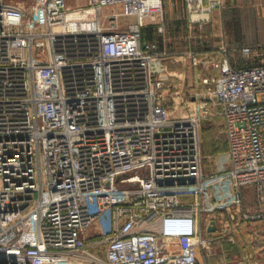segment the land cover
I'll list each match as a JSON object with an SVG mask.
<instances>
[{
  "label": "built area",
  "instance_id": "2783aa9c",
  "mask_svg": "<svg viewBox=\"0 0 264 264\" xmlns=\"http://www.w3.org/2000/svg\"><path fill=\"white\" fill-rule=\"evenodd\" d=\"M184 4L193 40L224 5ZM149 23L165 34L163 0H31L27 11L0 0V264H198L264 220V50L174 55L164 38L143 40ZM163 61L206 71L192 115H167L180 77L157 74ZM212 118L228 150L207 174Z\"/></svg>",
  "mask_w": 264,
  "mask_h": 264
},
{
  "label": "crops",
  "instance_id": "0c3cea01",
  "mask_svg": "<svg viewBox=\"0 0 264 264\" xmlns=\"http://www.w3.org/2000/svg\"><path fill=\"white\" fill-rule=\"evenodd\" d=\"M223 7L217 10L212 18V22L207 26L206 30L210 33L209 37H206L205 42L208 41L212 48H217L221 42H224L229 48H238L241 46V42L238 39H230L226 41L223 36H240L244 35L242 32V25H239V20L245 19L249 21H257L264 19V0H222ZM7 2L15 7L21 8L25 11L31 5V0H7ZM165 7V29L164 35L157 30L156 23H149L145 30V36L147 42H153L158 44L160 47L162 45L163 38L167 40L168 48L171 52L184 51L187 47H182L183 40L187 42L186 35L189 33L188 27V17L184 4V0H163ZM263 6H262V5ZM252 10L249 11V9ZM261 8V9H260ZM247 9V11L245 10ZM263 13V14H262ZM222 36V37H220ZM201 38V37H200ZM196 36L195 41L190 42L189 46H197L198 40ZM221 38V39H216ZM203 41V40H202ZM195 48V47H194ZM155 69L158 73H161V69L158 70V65H155ZM226 153V152H225ZM224 192H227L226 186L224 187ZM250 194H253L252 199ZM244 195V210H256L257 209V197L255 195L254 189L247 188L243 191ZM253 200V202L251 201ZM252 205V206H250ZM264 220L252 223L251 225L261 224ZM100 226H104L102 223ZM95 229V227H94ZM249 229V224H245L240 231L241 237L239 236L237 240L241 243L237 250V257L234 259L231 253L234 246L226 244V253L224 254L228 264H237L239 261L248 259L251 264L260 262L264 264V239L259 234L257 237L251 235ZM247 237V239H245ZM248 252H245L246 248H249ZM231 249V250H230ZM198 264H218L217 257L213 256L208 261L206 260L205 253L203 251L199 254Z\"/></svg>",
  "mask_w": 264,
  "mask_h": 264
},
{
  "label": "rangeland",
  "instance_id": "374dc122",
  "mask_svg": "<svg viewBox=\"0 0 264 264\" xmlns=\"http://www.w3.org/2000/svg\"><path fill=\"white\" fill-rule=\"evenodd\" d=\"M88 0H67V3L71 8L84 7L87 5ZM262 5V4H261ZM264 5V3H263ZM262 5V6H263ZM261 9V8H260ZM247 11V9H245ZM252 8L249 9V11ZM120 8L114 7L105 10V14H109L112 12H119ZM263 14V13H262ZM239 25H242V32L244 31V35L240 36H223L226 41L230 39H238L241 41V46L243 45H251L254 46L257 50H264V19L257 21H249V20H239ZM134 18H122L120 20L121 26L123 28L127 27V24L134 23ZM207 37L210 35L207 30L204 32ZM189 36L186 35L187 42L183 40L182 47H185L190 42H193V39H189ZM222 37V36H220ZM206 39V36L204 37ZM221 39V38H216ZM184 51H178L179 54H184ZM158 65V70L164 73L167 72H176V75L179 76V80H177L176 89H174L171 97L170 104L171 106H175L176 108H171V112H168L167 115L173 118L190 116L194 112V105L190 100V96L198 91V84L200 83V75H206V71L201 68H193L189 62L184 63H171L170 61H163L156 63ZM156 67V66H155ZM156 70V69H155ZM201 140H202V153H203V168L204 172L209 174L220 167L221 157L225 154L226 150V136L224 132V124L223 121L219 118H212L209 120L203 121L201 124ZM253 194H250V198L252 199ZM253 202V200H251ZM252 206V205H250ZM101 223L104 225L100 227ZM102 228L103 233L107 230V223L104 220H100L95 229H92V232L95 234L98 233L97 230ZM247 231L251 232L253 236L255 232L261 234L264 239V222L261 224L251 225L249 224V229ZM99 234V233H98ZM241 237V234H239ZM238 236V237H239ZM247 239V237H245ZM226 241V240H225ZM264 241V240H263ZM236 244H231L229 242L219 244L218 246H214L212 250V255L218 256L220 254H225L226 244L236 245L231 250L234 255L233 258L237 257V250L240 247L241 243L236 240ZM238 247V248H237ZM248 249H251V245L249 244V248L245 249V252H248ZM216 256V257H217Z\"/></svg>",
  "mask_w": 264,
  "mask_h": 264
},
{
  "label": "trees",
  "instance_id": "16d2710c",
  "mask_svg": "<svg viewBox=\"0 0 264 264\" xmlns=\"http://www.w3.org/2000/svg\"><path fill=\"white\" fill-rule=\"evenodd\" d=\"M145 30H146V28H144L143 29V40L144 41H147L146 40V36H145ZM196 36L198 37V38H200L201 36H202V38H200V40H198L199 42H198V45L196 46H191L196 52H208V51H214L215 49H216V47L215 48H212L211 47V45H210V43L208 42V41H204V40H206V39H204V37L206 36L207 37V35H205L204 33L201 35L200 33H196ZM203 40V41H202ZM195 41V40H194ZM239 42H241V41H239ZM245 46H250V47H253L254 48V46H251V45H243V46H239L238 48L240 49V48H242V47H245ZM185 47H187V46H185ZM195 47V48H194ZM189 48V45H188V47H187V49ZM186 49V50H187ZM185 50V51H186ZM173 53V52H172ZM174 55H181V54H179L178 52H174L173 53ZM226 144H227V140H226ZM227 150H228V144H227V146H226V150H225V152H227ZM224 152V153H225Z\"/></svg>",
  "mask_w": 264,
  "mask_h": 264
},
{
  "label": "water",
  "instance_id": "95a60500",
  "mask_svg": "<svg viewBox=\"0 0 264 264\" xmlns=\"http://www.w3.org/2000/svg\"><path fill=\"white\" fill-rule=\"evenodd\" d=\"M189 183H190V184H193V183H194V180H190ZM185 184H186L185 181L179 182V185H185ZM208 231H209V232H214L215 229H211V228H209Z\"/></svg>",
  "mask_w": 264,
  "mask_h": 264
}]
</instances>
